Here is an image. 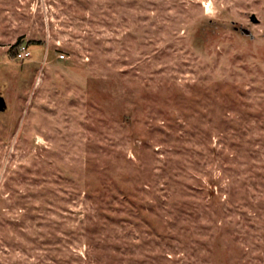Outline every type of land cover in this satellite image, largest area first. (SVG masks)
I'll return each mask as SVG.
<instances>
[{
  "label": "rangeland",
  "instance_id": "1",
  "mask_svg": "<svg viewBox=\"0 0 264 264\" xmlns=\"http://www.w3.org/2000/svg\"><path fill=\"white\" fill-rule=\"evenodd\" d=\"M0 93V264H264V0H0Z\"/></svg>",
  "mask_w": 264,
  "mask_h": 264
},
{
  "label": "built area",
  "instance_id": "2",
  "mask_svg": "<svg viewBox=\"0 0 264 264\" xmlns=\"http://www.w3.org/2000/svg\"><path fill=\"white\" fill-rule=\"evenodd\" d=\"M31 56H32V52H31L29 45L27 43H23L20 46L16 57L21 58V59H27V58H30ZM61 56H64V54H62Z\"/></svg>",
  "mask_w": 264,
  "mask_h": 264
},
{
  "label": "water",
  "instance_id": "3",
  "mask_svg": "<svg viewBox=\"0 0 264 264\" xmlns=\"http://www.w3.org/2000/svg\"><path fill=\"white\" fill-rule=\"evenodd\" d=\"M252 20L254 22L259 21V19L257 18V16L255 14L252 15ZM243 31L245 33H250L249 29H247V28H243ZM6 108H7L6 99H5L4 95L0 93V111H4Z\"/></svg>",
  "mask_w": 264,
  "mask_h": 264
},
{
  "label": "trees",
  "instance_id": "4",
  "mask_svg": "<svg viewBox=\"0 0 264 264\" xmlns=\"http://www.w3.org/2000/svg\"><path fill=\"white\" fill-rule=\"evenodd\" d=\"M24 43L23 40L19 39L17 40L9 49V52L12 53L14 56L17 55L18 51H19V48L20 46ZM29 46H30V43L28 42L27 43Z\"/></svg>",
  "mask_w": 264,
  "mask_h": 264
}]
</instances>
